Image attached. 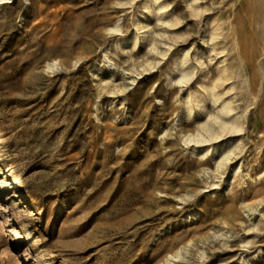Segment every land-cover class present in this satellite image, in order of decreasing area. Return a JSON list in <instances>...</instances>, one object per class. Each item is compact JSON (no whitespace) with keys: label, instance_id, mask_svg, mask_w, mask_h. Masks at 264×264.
I'll use <instances>...</instances> for the list:
<instances>
[{"label":"rangeland","instance_id":"374dc122","mask_svg":"<svg viewBox=\"0 0 264 264\" xmlns=\"http://www.w3.org/2000/svg\"><path fill=\"white\" fill-rule=\"evenodd\" d=\"M0 158V264H264V0H0Z\"/></svg>","mask_w":264,"mask_h":264},{"label":"bare ground","instance_id":"6f19581e","mask_svg":"<svg viewBox=\"0 0 264 264\" xmlns=\"http://www.w3.org/2000/svg\"><path fill=\"white\" fill-rule=\"evenodd\" d=\"M5 1L10 2V0H5ZM3 3H4V1H3ZM164 9H165V7L163 5L158 6V12L159 11L161 12V14H159L160 21L162 20L167 26L174 25V23L172 22V19L170 17H163L164 14H167L165 11L162 12ZM147 27H148V25H144L142 27H137V28L135 27V31L131 36H135V37L138 36L137 31L140 28L144 30ZM216 36H218V34ZM129 38L131 39V37H129ZM210 40L215 41V36L211 35ZM153 49L154 50L156 49L155 45H154ZM163 55H165V54H163ZM46 64H47L46 67L48 68V71L51 70V72H52V70H54L58 66L57 62L54 60L52 62H49V63L47 62ZM174 64H175L174 65L175 70H171L170 72H168L169 76L172 77V79H176V82H178L180 84L188 83L194 75V71L191 68L192 64L190 63L188 56L184 55L183 57L178 58ZM225 68H226V64H224L222 69L225 71L226 70ZM245 77H246V75H245ZM204 78H205V76L200 79V84L203 82ZM214 89L215 88H213V90ZM212 92H210V94L206 98L197 101L195 103L196 105H194L192 102V100H193L192 98H193L194 94H196L195 92L190 93L188 95V97L183 102L184 105L187 106V108L185 110L188 113V115H187L188 117L193 116V111H194L195 106L203 109L207 106V104H211L212 106L217 105L215 114L212 116L211 115L209 116V120L207 122H205L197 130L196 134L192 135L191 138L188 137L189 141H187V142H194V144L196 145L195 149H199L200 147H202V148H204L203 149L204 151L210 150L211 146H210V144H208L209 142L216 141L226 134L234 135L236 133H239L243 129L242 124H241L242 123L241 122V116L239 115V113L237 111H235L236 108L234 107L233 102L229 98H223L219 93L215 95V93L213 92V94L211 95ZM218 102H220L219 105H218ZM232 144H233L232 139H230V140H228L227 144L225 143V144H223V146H225V145L231 146ZM218 148L219 147L213 148L212 151L214 152ZM229 155H230L229 152L223 154L221 159L217 162L218 168H221L222 166H224L226 164V161H227ZM0 160H2V159L0 158ZM12 183H18V182L14 179V181ZM12 183H7L8 187ZM181 256L182 255L179 251H177L174 254H169V257L166 259V262L176 264L175 259L181 258Z\"/></svg>","mask_w":264,"mask_h":264}]
</instances>
